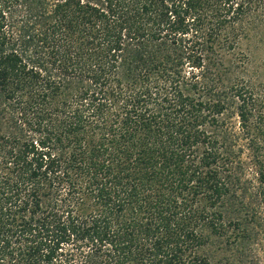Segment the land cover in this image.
<instances>
[{"label":"trees","instance_id":"16d2710c","mask_svg":"<svg viewBox=\"0 0 264 264\" xmlns=\"http://www.w3.org/2000/svg\"><path fill=\"white\" fill-rule=\"evenodd\" d=\"M263 240L264 0H0V264Z\"/></svg>","mask_w":264,"mask_h":264},{"label":"rangeland","instance_id":"374dc122","mask_svg":"<svg viewBox=\"0 0 264 264\" xmlns=\"http://www.w3.org/2000/svg\"><path fill=\"white\" fill-rule=\"evenodd\" d=\"M254 248L256 250H253V255H256L259 259L264 262V240L261 243L259 242L258 246H255Z\"/></svg>","mask_w":264,"mask_h":264}]
</instances>
